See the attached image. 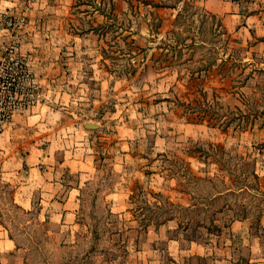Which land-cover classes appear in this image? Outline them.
Instances as JSON below:
<instances>
[{
    "label": "crops",
    "instance_id": "0c3cea01",
    "mask_svg": "<svg viewBox=\"0 0 264 264\" xmlns=\"http://www.w3.org/2000/svg\"><path fill=\"white\" fill-rule=\"evenodd\" d=\"M78 1L34 0L25 9L22 0H0V50L16 31L6 26L4 16L27 14L25 26L14 35L21 37L38 84V101L16 114L0 134V185L12 188V203L36 213L56 249L88 247L93 260L86 264H264V211L254 217L246 200H227L210 212L215 204L193 198L182 174L159 167L160 156L172 152L175 142L182 157L199 163L193 170L199 177L214 179L222 172L210 161L203 168L206 160L187 146L190 130L211 126L190 121L183 105L170 102L176 79L166 82L163 101L166 111L178 110L181 129L170 128L174 136H162L153 123L158 115L128 101L126 93L136 89L133 81L143 71L154 70L156 76L146 85L159 94L163 90L154 84L172 69L157 68L156 60L137 54L142 44L135 29L132 59L144 68L128 73L112 68L100 30L107 17H95L99 9L94 5L91 28L78 26ZM196 1L221 16L235 43L264 57V0ZM152 102L143 103L158 107ZM147 119L151 124L141 121ZM93 184L99 185L91 219L84 207ZM158 193L166 200H159ZM162 205L168 210L163 212ZM20 237L0 212V264H33Z\"/></svg>",
    "mask_w": 264,
    "mask_h": 264
},
{
    "label": "rangeland",
    "instance_id": "374dc122",
    "mask_svg": "<svg viewBox=\"0 0 264 264\" xmlns=\"http://www.w3.org/2000/svg\"><path fill=\"white\" fill-rule=\"evenodd\" d=\"M22 1L26 9L34 0ZM94 1H78L75 23L82 28H91L94 5L99 9L95 17H107V23L100 30L105 33L106 53L112 68L124 73L144 68V63L140 65L132 59L135 52L131 48V32L135 29L137 44H142L137 54L153 62L156 60L157 68L170 66L173 71L166 72L168 75L161 73V81L152 83L163 90L158 91L159 94H154V89L146 85L149 78L156 76L154 70L143 71L142 76L140 74L141 77L133 81L136 89L131 94L126 93L128 101L158 115L153 123L158 124L162 136H174V131L178 133L181 129L178 110L166 111L163 101L167 94L164 90L166 82L176 79L174 92L169 93L170 102L189 103L187 116L190 121L199 122V116H202L204 122L213 124L207 130H190L187 146L195 150L193 152L197 151L203 161L218 164L222 168L221 176L214 179L199 177L193 171L200 167L199 163L182 157V149L175 142L170 143L173 153L160 156L159 167L182 174L181 180L193 198H204L215 204L210 212L227 200H246L254 217L261 214L264 211V57L235 43L221 16L210 13L196 0H152L162 6L147 5L142 0H101L100 4ZM27 17L23 13L5 15L4 22L16 33L25 26ZM14 34L8 42L19 44L23 55L21 37ZM146 64L151 65V60ZM144 101L159 105L150 109V103L146 105ZM28 108L16 111L10 122ZM141 121L152 122L151 119ZM245 152L251 154L246 156ZM209 165L207 162L203 168ZM98 185H91L86 193L84 213L91 219L95 212L92 198L96 196ZM228 185H232L234 191L213 198L216 191L224 192ZM235 190L239 191L236 193ZM11 193L10 186L0 185V212L13 232L21 235L20 241L29 248L26 257L33 264H86L90 261L86 246L77 252L56 249L54 241L46 235V224L36 220L35 212L22 211L15 206ZM156 197L162 202L166 200L165 194L158 193ZM161 208L165 212L169 207L162 205ZM101 209L105 211L104 207ZM96 225L99 228L100 224Z\"/></svg>",
    "mask_w": 264,
    "mask_h": 264
},
{
    "label": "built area",
    "instance_id": "2783aa9c",
    "mask_svg": "<svg viewBox=\"0 0 264 264\" xmlns=\"http://www.w3.org/2000/svg\"><path fill=\"white\" fill-rule=\"evenodd\" d=\"M38 101V84L16 42L0 50V134L16 111Z\"/></svg>",
    "mask_w": 264,
    "mask_h": 264
},
{
    "label": "trees",
    "instance_id": "16d2710c",
    "mask_svg": "<svg viewBox=\"0 0 264 264\" xmlns=\"http://www.w3.org/2000/svg\"><path fill=\"white\" fill-rule=\"evenodd\" d=\"M142 2L144 3V4H152V5H155V6H162V4L161 3H156V2H154V1H152V0H142ZM168 67H170V66H168ZM181 105H183L185 108H186V112H188V109H189V106L188 105H190L189 103L188 104H186L185 102H179ZM199 119H200V121L198 122V123H206V122H204V117H202V116H199ZM209 121V120H208ZM208 125H210V126H213V124H212V122H208ZM215 125V124H214Z\"/></svg>",
    "mask_w": 264,
    "mask_h": 264
}]
</instances>
